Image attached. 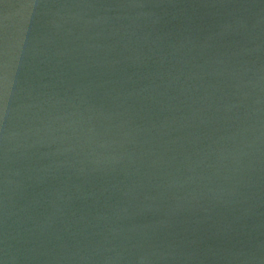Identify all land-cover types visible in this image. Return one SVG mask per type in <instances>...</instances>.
<instances>
[{
  "label": "water",
  "instance_id": "1",
  "mask_svg": "<svg viewBox=\"0 0 264 264\" xmlns=\"http://www.w3.org/2000/svg\"><path fill=\"white\" fill-rule=\"evenodd\" d=\"M0 264H264V0H0Z\"/></svg>",
  "mask_w": 264,
  "mask_h": 264
}]
</instances>
